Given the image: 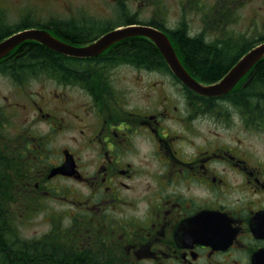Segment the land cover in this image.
<instances>
[{
  "label": "flooded vegetation",
  "instance_id": "1",
  "mask_svg": "<svg viewBox=\"0 0 264 264\" xmlns=\"http://www.w3.org/2000/svg\"><path fill=\"white\" fill-rule=\"evenodd\" d=\"M31 3L42 21L23 29L74 46L132 25L161 31L203 85L220 78L199 75L183 37L224 58L223 74L264 42V0ZM6 8L0 2L1 19ZM3 30L0 41L16 32ZM23 44L0 59L19 95L0 91V264H264L263 152L218 131L264 134L263 100L253 103L248 90L258 63L229 93L203 95L152 38L130 35L88 57L55 51V90L25 96L31 83L8 62L25 54ZM120 76L140 89L141 103L118 90ZM56 136L65 144L51 146ZM36 218L45 227L31 229Z\"/></svg>",
  "mask_w": 264,
  "mask_h": 264
},
{
  "label": "water",
  "instance_id": "2",
  "mask_svg": "<svg viewBox=\"0 0 264 264\" xmlns=\"http://www.w3.org/2000/svg\"><path fill=\"white\" fill-rule=\"evenodd\" d=\"M130 35H146L152 38L161 49L174 73L193 90L210 96L223 95L231 91L237 82L251 69V67L264 57L263 42L241 57V59L218 82L210 85H203L184 68L172 46L171 41L165 33L157 31L151 27L132 25L114 30L101 37L98 41L81 47L61 41L45 29H24L15 32L0 42V59L26 40H36L51 49L67 55L88 57L97 55L113 42ZM57 170L62 171L61 169Z\"/></svg>",
  "mask_w": 264,
  "mask_h": 264
},
{
  "label": "rangeland",
  "instance_id": "3",
  "mask_svg": "<svg viewBox=\"0 0 264 264\" xmlns=\"http://www.w3.org/2000/svg\"><path fill=\"white\" fill-rule=\"evenodd\" d=\"M2 1L6 2L8 6V8H6V11L4 12L5 14H3L5 16L4 19H1L2 13H0V24L2 23L1 24L2 29L16 28L17 26H22L21 24H24V23L27 24L29 22H30L29 24L35 25L36 23H38V20L42 21L40 19L41 18L40 13L42 12V8L35 6L34 4L31 3L36 0H0V2ZM20 1L24 3L20 4ZM15 2L17 3L19 2L18 6L17 4L14 5ZM111 15H112V11H111ZM34 71L23 70V74H22L23 75L22 78H24L23 81L26 80L27 85H28V82L31 83L28 86L26 85L27 87L25 91V96L35 95L37 94V91H40L42 93L50 92L52 94V92L55 90V87L57 85L54 83L53 79L50 78L51 74L47 72H40L38 70H36V72ZM121 76L120 78H118V83H119L118 90L125 92L126 98L130 100L131 105H136L137 103H141L142 99L139 94L140 89L139 88L136 89L129 79L127 81H125L124 79H121ZM17 80L18 78H16V81ZM58 88H60L58 92H67L68 96H71V97L81 96V93L78 90L72 89L71 87H68L67 90L62 89L63 88L62 86H59ZM14 90L15 88L10 84V81L6 77L2 76V73H1L0 74V91L4 92L5 94H12V97L16 99L15 97H18L19 95H18V92H15V94H13ZM37 95L39 96V94ZM241 97H243V95ZM256 100L257 99H255L253 103H257L258 100L257 101ZM262 103H264V100ZM230 111L234 112L235 116L240 115L239 112H241V108L235 107L234 104H232ZM260 113H264V108H263V112H260ZM218 131L222 135L229 134L228 138L229 137L234 138L235 136L243 137L245 145H248L250 150L258 149L261 152H263V157H264V134L263 133L255 132L257 130H250V129L244 132L239 131V130H231V131L226 132L223 129H220V130L218 129ZM65 139H66L65 137L58 136L57 138L56 136V138H54L53 140L52 139L50 140L49 144L53 147L54 146L56 147V145L60 146L62 144H65L64 142ZM56 207L65 208V204L57 203ZM38 223H39V227H45V225L41 224L39 219L36 218L34 219V221L32 220V222L30 223V225H32L31 229H33V226L37 225Z\"/></svg>",
  "mask_w": 264,
  "mask_h": 264
},
{
  "label": "trees",
  "instance_id": "4",
  "mask_svg": "<svg viewBox=\"0 0 264 264\" xmlns=\"http://www.w3.org/2000/svg\"><path fill=\"white\" fill-rule=\"evenodd\" d=\"M22 27L23 26H17L16 28L11 29L17 31ZM7 32L8 31H5L0 27V36ZM181 43L183 49L185 50L187 60L199 69L200 76L205 79L218 80L224 75L222 71L227 67V63L224 58L216 55L215 57H210L209 49L195 40L183 37ZM21 48L26 50L25 54L8 61L10 64L18 66L17 70L11 72V74L16 77H20L23 74V70H35L34 72L38 70L40 72H47L51 74V65H56L58 63L57 61H59L56 58L57 53L54 50L39 42L26 41ZM144 48L147 51L153 50L150 45H146ZM207 67L211 68V70L205 71L204 69ZM256 79V83L254 82L255 84L248 89L250 91L249 96L253 97L254 100H264V58L258 62ZM234 94H236V97L241 95L238 94V92Z\"/></svg>",
  "mask_w": 264,
  "mask_h": 264
}]
</instances>
